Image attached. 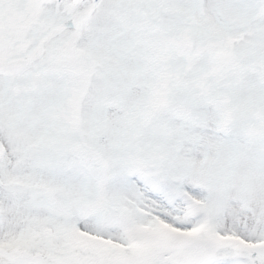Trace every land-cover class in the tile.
<instances>
[{"label": "snow or ice", "instance_id": "6c2138e0", "mask_svg": "<svg viewBox=\"0 0 264 264\" xmlns=\"http://www.w3.org/2000/svg\"><path fill=\"white\" fill-rule=\"evenodd\" d=\"M0 264H264V0H0Z\"/></svg>", "mask_w": 264, "mask_h": 264}]
</instances>
